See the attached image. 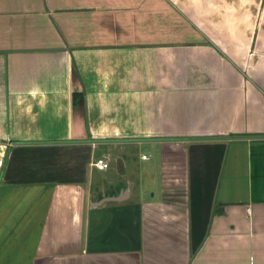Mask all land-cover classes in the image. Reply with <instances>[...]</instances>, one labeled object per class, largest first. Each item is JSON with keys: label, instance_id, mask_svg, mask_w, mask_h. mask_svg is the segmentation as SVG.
<instances>
[{"label": "crops", "instance_id": "obj_1", "mask_svg": "<svg viewBox=\"0 0 264 264\" xmlns=\"http://www.w3.org/2000/svg\"><path fill=\"white\" fill-rule=\"evenodd\" d=\"M0 264H264V0H0Z\"/></svg>", "mask_w": 264, "mask_h": 264}, {"label": "rangeland", "instance_id": "obj_2", "mask_svg": "<svg viewBox=\"0 0 264 264\" xmlns=\"http://www.w3.org/2000/svg\"><path fill=\"white\" fill-rule=\"evenodd\" d=\"M164 172L167 185L185 186L188 174V158L184 146L163 147ZM146 155L147 158H143ZM160 151L157 147L149 144L138 143L136 140L124 142L121 145H100L96 149V157H105L110 164L112 181L124 182L130 179L138 192L145 198H158L161 191V160ZM121 156L123 164L120 162ZM122 166V172H120ZM149 173L145 177L144 173ZM170 178V179H169ZM174 195V193H172Z\"/></svg>", "mask_w": 264, "mask_h": 264}, {"label": "built area", "instance_id": "obj_3", "mask_svg": "<svg viewBox=\"0 0 264 264\" xmlns=\"http://www.w3.org/2000/svg\"><path fill=\"white\" fill-rule=\"evenodd\" d=\"M143 158L145 159L147 156L143 155ZM94 164L100 170H106L110 167V164L105 157L97 158Z\"/></svg>", "mask_w": 264, "mask_h": 264}]
</instances>
